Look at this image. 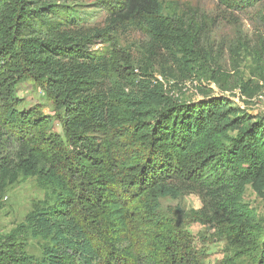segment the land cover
I'll return each instance as SVG.
<instances>
[{"label": "trees", "instance_id": "1", "mask_svg": "<svg viewBox=\"0 0 264 264\" xmlns=\"http://www.w3.org/2000/svg\"><path fill=\"white\" fill-rule=\"evenodd\" d=\"M74 1L0 0V194L20 177H34L46 192L0 233V264H201L179 252L159 201L186 191L217 200L243 182L263 187L264 116L221 94L176 101L137 77L117 34L146 38L143 76L148 59L163 54L190 76L206 72L201 29L188 10L166 9L162 0H100L104 20L90 24ZM216 1L236 12L264 4ZM245 54L256 66L235 85L251 99L264 82V40ZM25 78L60 113L65 141L46 116L18 108L16 85ZM253 233L229 231L237 246ZM27 237L41 240L39 257L25 252ZM257 243L255 264H264V234Z\"/></svg>", "mask_w": 264, "mask_h": 264}, {"label": "rangeland", "instance_id": "2", "mask_svg": "<svg viewBox=\"0 0 264 264\" xmlns=\"http://www.w3.org/2000/svg\"><path fill=\"white\" fill-rule=\"evenodd\" d=\"M99 1L77 0L72 6L75 11L86 15L90 24H101L106 10ZM162 1L166 9L177 7L194 15L208 59L206 72L198 77L190 76L174 60V56L163 54L148 59L150 66L146 72L149 75L143 76L144 63L140 57L146 38L136 30L117 34V43L128 50L135 60L137 77L160 84L164 94L176 101L188 102L203 95L221 94L228 96L233 106L245 114L264 116V101L260 98L264 82L259 81L260 89L251 99L241 96L235 85L239 80L250 78V71L256 66L245 53L254 43L264 40V4L236 12L225 10L216 0ZM236 48L240 49L235 52ZM219 84L225 90H221ZM16 91L18 108L31 109L46 116L50 122L49 131L56 132L65 141L60 113L55 110L42 86L31 78H25L16 85ZM234 132L225 130L227 135ZM45 193L37 186L34 177H20L8 186L0 194V233L10 232L44 198ZM159 205L162 219L171 223L179 252L195 255L201 264H255L258 253L256 243L259 244L264 234V186L254 188L250 182L231 185L222 191L217 200L186 191L177 199L161 198ZM231 228H242L244 233L254 231L253 241L246 246L235 245L229 235ZM22 242L27 254L40 256V239L27 237Z\"/></svg>", "mask_w": 264, "mask_h": 264}, {"label": "built area", "instance_id": "3", "mask_svg": "<svg viewBox=\"0 0 264 264\" xmlns=\"http://www.w3.org/2000/svg\"><path fill=\"white\" fill-rule=\"evenodd\" d=\"M260 98L264 101V90L261 92Z\"/></svg>", "mask_w": 264, "mask_h": 264}]
</instances>
